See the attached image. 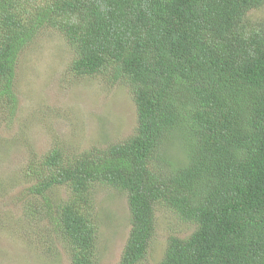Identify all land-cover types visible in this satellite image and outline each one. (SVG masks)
Returning a JSON list of instances; mask_svg holds the SVG:
<instances>
[{
    "label": "trees",
    "instance_id": "trees-1",
    "mask_svg": "<svg viewBox=\"0 0 264 264\" xmlns=\"http://www.w3.org/2000/svg\"><path fill=\"white\" fill-rule=\"evenodd\" d=\"M263 4L0 0L1 104L15 105L17 61L51 29L72 73L132 92V134L82 152L54 146L23 168L24 214L45 222L70 264H99L100 187L126 200L116 264L146 257L157 206L191 229L169 235L156 264H264V17L252 14Z\"/></svg>",
    "mask_w": 264,
    "mask_h": 264
},
{
    "label": "rangeland",
    "instance_id": "rangeland-1",
    "mask_svg": "<svg viewBox=\"0 0 264 264\" xmlns=\"http://www.w3.org/2000/svg\"><path fill=\"white\" fill-rule=\"evenodd\" d=\"M254 10V16L264 17V4ZM71 58L61 33L43 31L17 61L15 105L9 109L0 103V264H70L45 222L24 214L30 196L22 171L29 157H40L54 146L82 152L134 131L131 89L101 74L75 75L69 70ZM62 191L58 194L64 196ZM93 208L99 225L98 262L116 264L129 229L125 197L109 187L97 188ZM190 229L157 206L148 251L138 264H156L167 237H183ZM47 241L57 252L48 253Z\"/></svg>",
    "mask_w": 264,
    "mask_h": 264
}]
</instances>
